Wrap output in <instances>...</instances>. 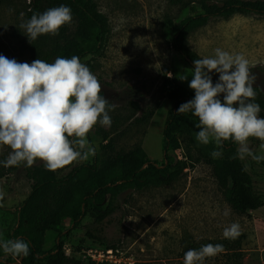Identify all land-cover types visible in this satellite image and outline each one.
Listing matches in <instances>:
<instances>
[{
	"label": "rangeland",
	"instance_id": "374dc122",
	"mask_svg": "<svg viewBox=\"0 0 264 264\" xmlns=\"http://www.w3.org/2000/svg\"><path fill=\"white\" fill-rule=\"evenodd\" d=\"M198 1L94 0L99 12L108 19L110 35L102 56L87 57L81 62L98 78L102 85L101 95L110 105H115L114 110L109 111L112 124L110 127L97 124L88 135L96 154L87 161L57 171L59 177L75 166L97 165L100 168L105 159L104 147L111 140L116 153L143 152L151 160L162 163L164 130L173 109V102L165 97L162 88L164 79L175 78L194 92L189 87L191 73L187 80L180 78L187 70L194 69L172 49L175 32L167 20L179 25L180 20L190 14L184 5ZM31 10L32 0H0V55L21 63L34 61L33 50L43 36L30 43L20 28L22 22L31 18ZM91 37L96 38L95 32ZM187 43L200 58L214 56L216 48L243 54L249 61L250 73L256 78L253 86L264 93L263 15L239 14L229 19H214L207 26L192 31ZM210 75L218 82V73ZM151 109H155V114L148 123L138 121L145 110ZM197 124L198 118L190 112L179 113L174 123V149L170 154L180 163L177 180L168 185L122 190L117 196L119 210L100 225L89 216L84 218L77 229L62 239L66 264H90L84 259L82 250L91 245H104L93 241L88 232L115 243L136 264H183L184 254L189 249L221 242L239 244L244 253L242 264H264V208L240 213L230 205L228 185L219 165L227 157L226 151L217 149L214 142L199 143ZM261 143L256 138L249 140L254 154L264 155ZM214 150L222 151V156L212 158ZM10 151L7 146H0L1 157L8 158ZM242 161L252 176L254 190L264 197L262 161L257 163L250 156ZM39 166L44 163L37 160L30 168L25 165L15 174L0 178V193L3 194L0 238L17 239L16 211L32 190L29 171ZM232 223H239L240 235L226 239L223 231ZM69 224L70 221L65 222L66 226ZM57 240L55 231L39 236L44 251L53 249ZM0 259H13L21 264L18 257L13 258L2 249ZM203 264L232 263L219 253L206 258Z\"/></svg>",
	"mask_w": 264,
	"mask_h": 264
},
{
	"label": "clouds",
	"instance_id": "9594fccd",
	"mask_svg": "<svg viewBox=\"0 0 264 264\" xmlns=\"http://www.w3.org/2000/svg\"><path fill=\"white\" fill-rule=\"evenodd\" d=\"M72 19L71 8L60 5L34 13L20 28L32 43L44 35H59ZM214 53L212 57L194 60V70L181 75L182 80H187L191 73L189 87L195 97L180 105L177 113L192 112L198 118L199 143L214 142L217 149H222L225 141H232L239 145V159L250 156L257 163L264 161V155L254 154L249 147V140L256 138L264 148V118L259 116L260 105L254 102L256 78L250 73L249 61L243 54L220 48ZM213 72L219 74L215 84L210 75ZM101 92L98 78L76 55L57 57L53 63L37 59L31 64L0 55V146L11 149L6 161L0 163L5 168L22 163L30 168L39 160L48 171L57 172L87 161L96 154L89 133L97 124H112L109 111L115 105H110ZM211 156L219 158L222 151L214 150ZM240 232L239 223H232L224 229L223 236L235 239ZM0 249L13 258L30 253V246L23 239L0 238ZM222 251V244L211 243L189 249L183 264H203L206 258Z\"/></svg>",
	"mask_w": 264,
	"mask_h": 264
},
{
	"label": "trees",
	"instance_id": "16d2710c",
	"mask_svg": "<svg viewBox=\"0 0 264 264\" xmlns=\"http://www.w3.org/2000/svg\"><path fill=\"white\" fill-rule=\"evenodd\" d=\"M60 5L71 8L72 22L62 27L59 35L43 36L33 50V60L41 59L52 63L57 57L71 58L76 55L82 61L87 57L102 56L107 47L110 28L108 19L99 12L94 0H32L29 15L43 13ZM184 6L189 8L190 14L181 19L179 25H175L171 19L167 20V24L175 32L172 49L193 69L194 60L200 59V56L187 43L188 35L192 31L207 26L214 19H229L239 14L264 16V0H199L198 3ZM92 32L96 34L95 39L91 37ZM215 83L213 80V84ZM162 88L165 97L173 102V109L164 130L165 156L161 164L151 160L143 152L116 153L111 140L104 147L105 159L100 168L97 165L75 166L63 177H59L58 172L48 171L45 166L29 171L28 175L33 181L32 190L16 211L15 236L30 246L27 257H18L21 264H64L62 239L71 230L77 229L84 218L89 216L94 223L100 225L119 210L117 196L122 190L168 185L177 180L180 163L170 154L174 149L173 126L179 114L178 108L194 99L195 92L188 90L175 78H165ZM254 89L257 93L254 102L260 105L259 116L264 118V93L259 87ZM219 98L223 102V97ZM154 114L155 109L145 110L138 121L148 123ZM104 140L107 141L108 137L105 136ZM237 148L238 145L234 142L225 141L223 149L227 157L219 162L222 177L228 185V201L240 213L256 211L264 208V197L254 190L252 176L248 170L244 171L245 165L237 156ZM6 159L0 156V162ZM262 164L264 165V161ZM24 166L22 163L16 167L5 168L0 163V178L13 175ZM66 221H70L69 226L65 225ZM47 231L57 232L58 240L53 249L44 251L39 236ZM87 235L93 241L104 244L101 246L118 248L104 237L91 232ZM219 244L223 245L221 254L227 257L228 262L242 264L244 253L238 243ZM0 262L17 264V260L13 259H0Z\"/></svg>",
	"mask_w": 264,
	"mask_h": 264
},
{
	"label": "built area",
	"instance_id": "2783aa9c",
	"mask_svg": "<svg viewBox=\"0 0 264 264\" xmlns=\"http://www.w3.org/2000/svg\"><path fill=\"white\" fill-rule=\"evenodd\" d=\"M82 254L86 261L93 264H136L135 260L127 257L119 248L115 249L101 245H91L83 249ZM66 263H68V261L65 259L64 264Z\"/></svg>",
	"mask_w": 264,
	"mask_h": 264
}]
</instances>
